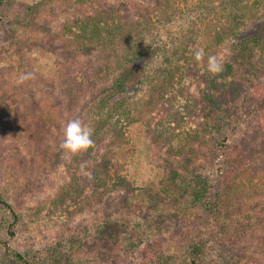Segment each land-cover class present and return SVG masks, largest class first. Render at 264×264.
I'll list each match as a JSON object with an SVG mask.
<instances>
[{
	"label": "rangeland",
	"instance_id": "374dc122",
	"mask_svg": "<svg viewBox=\"0 0 264 264\" xmlns=\"http://www.w3.org/2000/svg\"><path fill=\"white\" fill-rule=\"evenodd\" d=\"M94 1L97 9L101 3L141 2L0 0V194L18 216L14 220L0 204V264H22L17 252L38 264H264V186L260 196L233 210V226L244 227L233 255L223 249L231 244H216L220 230L212 224L207 200L191 195L204 174L209 175L206 196L223 186L229 156L264 153V73L237 68L231 78L220 77L234 60L236 41L233 35L218 38L223 29L240 25L228 0H171L174 11L154 16L152 30L139 43L142 50H154L148 68L138 77L140 83L119 96L126 109L113 119L124 141L110 148L116 168L106 185L111 188L121 176L132 190L94 191L88 182L91 157L78 164L80 185L72 190L67 171L72 154L59 148L63 127L79 117L92 129L98 120L92 97L110 84L113 74L97 77L96 54L73 55L65 43L72 35L63 26L91 13ZM142 1L151 8L157 4ZM260 9L258 19L240 26L244 36L264 22V5ZM197 49L205 52L201 61L194 59ZM208 55L217 56L223 71H207ZM21 73L32 76L17 83ZM161 86L165 99L153 111L141 112ZM215 100L230 110L229 123L208 144L189 148L188 133L208 121ZM45 110L55 113V121L40 127ZM250 130L260 132L247 147L243 141ZM214 139L226 144L213 146ZM262 160L249 159L264 166ZM170 169H178L183 178L174 182ZM203 243L207 250L194 263L188 248Z\"/></svg>",
	"mask_w": 264,
	"mask_h": 264
},
{
	"label": "trees",
	"instance_id": "16d2710c",
	"mask_svg": "<svg viewBox=\"0 0 264 264\" xmlns=\"http://www.w3.org/2000/svg\"><path fill=\"white\" fill-rule=\"evenodd\" d=\"M77 1H79L80 5L84 4V0ZM151 1L153 4L157 3L156 6L151 8V6H146L145 2L141 0V2L130 4V6L122 4L110 7L108 3H101L100 9L94 8L93 5L96 4L94 1L91 4V13L86 12L84 18H73L63 26V30L72 35L65 42L68 47L73 49L72 54H96L98 61L97 68L94 71L95 74L97 73V77H103V75L110 73L113 74L110 84L98 91L92 97L90 103L92 111L98 115V120L94 122L91 129L94 144L86 151L72 154L73 169L71 165L67 167L73 191L77 192L81 180L76 173L77 166L81 161L90 157L93 158V161L89 168L90 178L88 182L94 191L101 187L104 188L105 192L125 188L132 190L131 184H128L126 179L121 176L112 184L111 188L108 187L109 184L106 185L107 177L110 176L111 170L116 168L115 164L111 162L109 154L111 153L110 148L119 146L124 141V134L118 122H113V119H115L114 114L126 109L125 105H123L124 98L122 97L127 94L130 89L129 87H134L135 84L140 83L141 79L138 80V77H141L147 70L151 54L154 52L151 46H147V48L142 50L140 48V40L146 33L152 30L154 16L157 17L159 14L166 16L171 12L170 10L174 9L171 5V0H161L162 2L160 0ZM227 3L231 8L233 20L240 25L235 30L223 29L218 38L222 40L224 36L233 35L236 41L234 60L231 62V65H227V74L222 73L220 77L222 79L231 78L235 75V69L237 68H247L250 73H264V22L259 23L256 30L248 36H244L242 34L243 30H240V26L244 25L246 21L258 19L257 14L261 12L260 8L264 5V0H228ZM122 12L124 13V18H126L124 22H121L122 20L119 17ZM255 54L258 55V58L256 61H253L252 56ZM217 86L220 90L219 85ZM154 93H156L157 97L154 98L152 93V97L150 96V99L142 106L141 112L149 113L153 111L158 107L157 104L165 99V88L163 86H161L159 91ZM120 95L123 96L119 97ZM210 98L212 99V97ZM54 107L51 106L52 109ZM106 107H109V109L105 111ZM213 108L214 112L212 116L208 117V121L198 123L197 128L190 130L188 133L189 148L194 149L196 146L208 144L214 134L221 133L223 127L229 123L231 119L229 109L221 106V103L216 100ZM74 113L76 116H81L82 109ZM54 116V112L47 113L45 110L43 116L38 120L39 126L42 127V124L44 126L47 123H53L55 121ZM130 121L132 122L133 118ZM41 122L43 123L41 124ZM259 132L258 134L252 132V130L247 132L243 141L244 145L247 147L254 145L252 138L257 137ZM212 144L217 147L219 145L224 146L226 140L216 142L214 139ZM257 151L255 150L251 154H246V156H242L241 154L229 156L227 158L228 161L226 160L227 170L223 178V186L212 194L211 197L204 194L209 175L204 174L198 177V188L191 189V195L194 199L204 198L207 200V204L210 207L209 216L212 219V224L220 230L221 238L216 244L220 248L226 243L231 244V248L230 246L227 250L225 247L223 248L228 255L235 251L234 248L239 242L237 240L239 236H244L242 232L244 227L241 228L239 223L235 227L232 224L235 216V211L233 210L239 209L238 206H241L246 200L260 196L262 193L261 186H264V166H261V164L253 165L249 161V159L255 158L257 160H264V153L262 157V152L255 154ZM100 154L101 157L97 158V155ZM170 164L171 166L174 165L171 161ZM214 164L217 165L216 162ZM222 170V167L217 165L216 171L221 175L223 174ZM168 173L174 182L179 178H183L178 169H170ZM185 180H189V178ZM208 197L210 200H208ZM0 204L9 209L14 220L18 219L15 210L1 194ZM11 235H13V232H11ZM206 250L207 246L203 243L200 247L198 244L189 247L187 252L189 258L193 256L192 260L194 263H197L198 260L195 257L198 259L199 254L202 255L203 251L205 252ZM14 255L22 264H38L34 258H26L19 252ZM227 264H230V262Z\"/></svg>",
	"mask_w": 264,
	"mask_h": 264
},
{
	"label": "clouds",
	"instance_id": "9594fccd",
	"mask_svg": "<svg viewBox=\"0 0 264 264\" xmlns=\"http://www.w3.org/2000/svg\"><path fill=\"white\" fill-rule=\"evenodd\" d=\"M196 61H201L205 56L203 49H197L193 53ZM208 72L216 74L223 71V64L215 55H208L206 62ZM32 73H21L17 77V83H23L31 78ZM94 144L91 129L81 121L79 117L69 119L63 127L62 139L59 148L66 153L76 154L86 151Z\"/></svg>",
	"mask_w": 264,
	"mask_h": 264
}]
</instances>
